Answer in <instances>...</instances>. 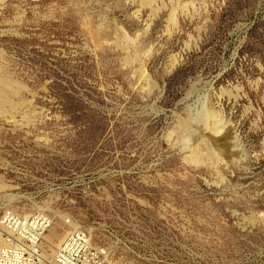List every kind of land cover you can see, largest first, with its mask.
<instances>
[{
  "label": "rangeland",
  "instance_id": "1",
  "mask_svg": "<svg viewBox=\"0 0 264 264\" xmlns=\"http://www.w3.org/2000/svg\"><path fill=\"white\" fill-rule=\"evenodd\" d=\"M0 94V217L52 253L264 264V0H0Z\"/></svg>",
  "mask_w": 264,
  "mask_h": 264
},
{
  "label": "built area",
  "instance_id": "2",
  "mask_svg": "<svg viewBox=\"0 0 264 264\" xmlns=\"http://www.w3.org/2000/svg\"><path fill=\"white\" fill-rule=\"evenodd\" d=\"M70 226L71 219L64 220ZM54 219L47 209L24 214L6 209L0 217V264H105L106 247L96 246L81 228H69L61 245L51 252L44 237Z\"/></svg>",
  "mask_w": 264,
  "mask_h": 264
},
{
  "label": "bare ground",
  "instance_id": "3",
  "mask_svg": "<svg viewBox=\"0 0 264 264\" xmlns=\"http://www.w3.org/2000/svg\"><path fill=\"white\" fill-rule=\"evenodd\" d=\"M147 2L148 3H152L153 2V0H147ZM147 4V3H146ZM154 4V3H153ZM159 7H160V5H159ZM159 7H157V9L159 8ZM152 8H155V7H152ZM161 8V7H160ZM160 8L158 9V10H160ZM175 8L176 7H174V9H172V12L170 13V16H169V22H173L175 19H176V17H175V12L177 11V10H175ZM157 9L156 10H154L155 12H157ZM153 10V9H152ZM176 21V20H175ZM177 22V21H176ZM177 24V23H176ZM126 37V36H125ZM127 38V37H126ZM144 72H146V71H144ZM2 86H4V82L2 81ZM226 91V90H225ZM229 93H232V91L230 92V90H229ZM228 93V94H229ZM230 95V94H229ZM233 95V94H232ZM235 97V96H234ZM238 98V97H237ZM7 102V100L5 99V98H3V96L0 94V112H2L3 111V109H4V106H5V103ZM8 104V103H7ZM6 104V105H7ZM9 105V104H8ZM11 107V106H10ZM4 112V111H3ZM8 113V112H7ZM9 114V113H8ZM9 116V115H8ZM209 116H211V118H212V122H210V125H212L213 126V128L211 129L212 130V133H216L217 131L215 130V127H216V125H217V123H216V121L214 120V118H213V116H212V113H210L209 114ZM215 116V115H214ZM207 118H208V116H207ZM225 134V133H224ZM226 136H228V135H225V137ZM231 136V135H230ZM227 144V143H226ZM193 153H195V152H193ZM201 152L199 151V154H198V151L195 153V158H199V155H201L200 154ZM204 156H205V154H204ZM211 156V155H210ZM209 156V157H210ZM201 157H202V155H201ZM200 159H202V158H200ZM193 160H195V159H193ZM8 189H12V185H10V184H8V183H4V182H2V181H0V190H8ZM49 238L50 239H57V236H56V234H54V233H52V235L51 236H49ZM1 241H2V238L0 239ZM0 241V242H1ZM54 252H55V250L57 249V247H56V245H54Z\"/></svg>",
  "mask_w": 264,
  "mask_h": 264
}]
</instances>
